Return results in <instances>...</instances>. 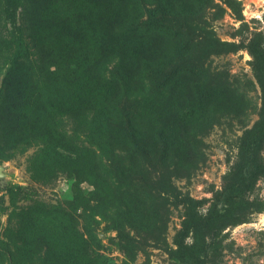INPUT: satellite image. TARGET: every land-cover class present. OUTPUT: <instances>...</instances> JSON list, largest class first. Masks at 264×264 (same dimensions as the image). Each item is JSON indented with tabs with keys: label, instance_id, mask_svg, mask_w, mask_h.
Masks as SVG:
<instances>
[{
	"label": "rangeland",
	"instance_id": "obj_1",
	"mask_svg": "<svg viewBox=\"0 0 264 264\" xmlns=\"http://www.w3.org/2000/svg\"><path fill=\"white\" fill-rule=\"evenodd\" d=\"M3 2L0 264H264V0Z\"/></svg>",
	"mask_w": 264,
	"mask_h": 264
},
{
	"label": "trees",
	"instance_id": "obj_2",
	"mask_svg": "<svg viewBox=\"0 0 264 264\" xmlns=\"http://www.w3.org/2000/svg\"><path fill=\"white\" fill-rule=\"evenodd\" d=\"M30 7H31L30 0H23V3L21 5V12L19 14V19H20L19 29L21 30L19 37L22 36V39H25V41L27 42L28 48L30 50L32 49L33 51L32 53L34 55H38L39 53L37 51L36 44L34 45V37H33L32 30H31L32 23H31ZM6 25H7V21H6L5 13H4V2L3 0H0V71L4 67H6L5 76L2 82L0 83V121H1V109L4 108L3 104H5L6 100H8L9 98L11 99V96L9 95L10 78L12 76L14 68L18 67L17 62L20 60L16 56L14 36H12V34L9 32ZM29 59L30 58L28 56L21 58L22 62H24L25 65L33 67ZM37 65H38L37 69H40V64L38 63ZM262 74L264 75V71ZM30 83L32 86L35 87L39 83L38 77L32 76L30 79ZM90 112L91 110L89 111V109H79V108L78 109H68L64 112L66 113V115H62V116H66L67 120L72 124H82L83 125L84 124L83 122L87 121V119L89 118ZM57 132L64 143L68 144L69 146H72L73 148L81 150L82 147L80 145V139L76 137L75 135L70 134L66 130L65 125H62L59 123ZM16 135L18 136V134ZM259 136L256 134L253 135L252 143L249 144L251 145V147H253V144H256V142L254 143V141ZM37 139L40 140V137H37L36 140ZM39 181L46 182L42 179H39ZM188 256L192 258L194 260V263L196 264L197 259L193 258L191 254H189Z\"/></svg>",
	"mask_w": 264,
	"mask_h": 264
}]
</instances>
